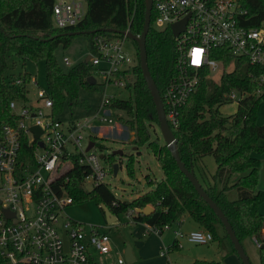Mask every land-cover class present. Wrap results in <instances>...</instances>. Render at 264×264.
Masks as SVG:
<instances>
[{"label": "trees", "instance_id": "16d2710c", "mask_svg": "<svg viewBox=\"0 0 264 264\" xmlns=\"http://www.w3.org/2000/svg\"><path fill=\"white\" fill-rule=\"evenodd\" d=\"M53 1L0 0V127L3 123L14 124L17 120L18 116L8 107L10 100L28 101L26 81L29 74L24 72L21 84H9L7 78L20 73H4L7 53L12 52L22 63L43 62L45 90L51 99L50 111L54 116L64 103L71 105L77 102L80 89L92 91L97 88L96 82L88 84L86 81V77L91 74L88 60L85 62L83 59L66 71H62L57 64L54 49L58 45L66 47L73 36L62 33L85 31L82 35L87 38L89 54L93 52L91 38L95 33L114 37L125 30L133 35H138L141 31L143 0H85L83 17L75 25L62 29L55 28L51 22ZM238 1L246 11L243 25L264 27V0ZM152 18L151 10L149 28L145 35L146 64L161 95L174 74L175 51L168 27L153 28ZM99 28L103 30L88 32ZM130 41L135 50V64L128 72L129 80L124 86L127 97H114L109 106L122 112L123 116L119 118L133 132L134 144L139 145L148 139L147 123L157 125V119L139 70L137 45L133 40ZM210 57L218 62L219 74L216 78L211 74L201 76L195 91L179 109L178 124L172 129L174 146L185 168L193 172L202 189L227 218L244 252L243 242L246 238L254 237L259 242L257 264H264V214L257 209L264 202V190L256 188L258 156L264 153V122H256L257 106L264 102V83L259 82L264 68L249 64L244 57L232 55L225 47L211 48ZM232 89L246 92L247 95L237 102L232 114L223 116L218 107L229 102L224 94ZM89 138L94 140L92 136ZM21 145L28 150L25 140ZM146 146L152 151L162 172V178L152 182L151 188L130 200L116 199L108 186L102 183L85 190L82 186L83 172L73 164L66 172L68 179L64 183L71 197V204L91 198L98 208L99 204H103L114 216L124 213L129 215L132 222L150 226H179L183 218L188 216L197 226L209 231L212 240L216 238V225L222 228L218 218L196 194L186 177L178 171L169 150L164 144L158 145L153 141H147ZM205 155H210L215 163L211 174L201 163ZM102 157L109 164L111 173V163L115 161L113 155ZM25 159L27 157L20 158L23 162ZM129 169L130 166L127 167L130 173ZM233 175H236V179L229 184ZM229 188L236 191L233 200L225 196V191ZM145 205L152 207L147 215L135 211ZM99 210L103 216L100 208ZM222 237L227 239L230 252L235 254L224 230ZM174 241L172 239L167 245L168 250L178 249ZM193 264L220 262L194 260Z\"/></svg>", "mask_w": 264, "mask_h": 264}, {"label": "built area", "instance_id": "2783aa9c", "mask_svg": "<svg viewBox=\"0 0 264 264\" xmlns=\"http://www.w3.org/2000/svg\"><path fill=\"white\" fill-rule=\"evenodd\" d=\"M85 2L54 0L52 25L60 29L75 25L84 15ZM151 10L152 24L161 29H169L171 23L185 18L183 30L173 37L174 74L160 95L171 131L178 124L179 109L195 91L201 76L220 68L210 57L211 48L225 47L232 55L264 68V27L242 24L246 11L238 0H151ZM125 39L124 34L107 37L99 33L91 38L93 52L89 53L88 61L90 75L101 79L100 110L116 97L106 94L107 86L124 87L135 64L134 54L123 50ZM62 61L69 64L65 57ZM23 76L24 72L7 78L8 83L19 85ZM259 82L264 83V71ZM30 85H34V78L29 75L27 97ZM246 95L232 89L224 98L238 102ZM34 96V103L29 98L26 102L10 100L8 107L18 116L17 120L0 127V264H95V255L105 256L110 251L109 236L95 225L73 221L63 214L64 207L72 202L64 183L68 179L66 172L75 164L83 172L82 186L105 184L103 178L110 173L109 164H101L100 159L105 160L91 151L93 146L85 150L90 139L83 144L82 132L91 129L90 122L94 119L99 122L111 119L98 115V110L81 120L61 122L51 115V99L45 89L36 87ZM39 101L47 108L46 113ZM30 126H37L40 133L35 136ZM23 140L28 150L22 148ZM22 156L27 157L24 162L20 160ZM168 228L167 224H144V229L155 235ZM174 234L198 245L212 240L211 233L204 229ZM173 240L180 248L177 238ZM251 241L258 247L254 237ZM167 251L166 246L159 250V255ZM114 258L118 264H125L123 254L115 252Z\"/></svg>", "mask_w": 264, "mask_h": 264}, {"label": "rangeland", "instance_id": "374dc122", "mask_svg": "<svg viewBox=\"0 0 264 264\" xmlns=\"http://www.w3.org/2000/svg\"><path fill=\"white\" fill-rule=\"evenodd\" d=\"M151 26L157 28L154 24ZM123 50L131 55L135 52L132 42L127 38L124 40ZM87 54V38L82 34L71 36L66 47L58 45L53 51L55 60L62 71H66L75 63L83 60ZM64 57L68 59L69 64L63 63ZM23 72L28 73L34 78V85L28 86V98L34 103L35 88H46L43 62L25 61L22 63L18 56L12 52L7 53L4 73L6 75H18ZM218 74L219 70L213 72L211 75L216 78ZM94 78L97 88L92 91L80 89L77 102L71 105L64 103L61 109L54 115V118L59 119L61 122L81 120L84 117L93 116V113L100 110L99 104L102 86L99 83L101 79L97 76ZM111 93L118 98L127 97V91L124 87L109 85L106 88V94ZM236 104V100L229 101L220 105L218 111L223 116L230 115L235 111ZM38 105L42 107L44 113L47 112V108L42 105L41 101L38 102ZM98 115L110 118L111 122L92 120L90 122L91 129H86L82 132L84 136L83 144L90 139V136L94 137L93 142L95 144L91 148V151L97 156H106L111 151L121 150V155L113 156L114 162H118L119 164L115 175L108 172L103 178V182L108 186L116 199L130 200L151 188L152 182H156L162 178L160 167L152 151L146 146V142L153 141L158 145H162L164 141L158 126L150 122L149 124L147 123V141L139 145L134 144L133 132L119 118V116H123L120 110L107 105L100 110V114ZM256 115L257 123L262 124L264 122V102L258 104ZM100 162L102 165L107 164L103 159H100ZM201 163L205 166L207 172L214 171L215 163L210 155L203 156ZM128 166H130V173L127 170ZM260 185H264V182L261 181ZM83 187L85 190H90L91 184L85 183ZM262 209L264 211V202ZM63 214L73 221L84 223L85 225H95L98 231L106 232L109 236L110 251L105 256L95 255V264H118L114 258V253L123 254L126 244L131 248V253L134 257L133 264H193L195 259L219 261L223 264H234L235 262H237L236 264H240L238 259L236 260L235 254L230 252L229 243L226 238L222 237L223 230L219 225H216L217 237L205 245L190 243L186 241L184 236H175V231L181 234L190 231L186 229L189 224L195 229H204L201 226L194 225L195 223L188 216L183 218L185 222L183 227L178 228L176 225H171L160 234L142 235L143 227L139 223L132 222L127 214L120 213L115 216L113 222L107 223L97 204L91 198L65 206ZM174 237L180 240L182 247L168 250L163 255H159V250H164ZM243 247L251 263L257 264L258 251L256 245L246 238L243 242ZM226 251H229V253L227 254ZM229 255L233 256L234 262Z\"/></svg>", "mask_w": 264, "mask_h": 264}, {"label": "water", "instance_id": "95a60500", "mask_svg": "<svg viewBox=\"0 0 264 264\" xmlns=\"http://www.w3.org/2000/svg\"><path fill=\"white\" fill-rule=\"evenodd\" d=\"M144 4V14H143V22H142V27L141 31L138 35H133L129 31H122L119 32L121 34H124V36L130 40H133L136 45H137V58H138V66L139 70L142 76V79L145 82V85L149 91L153 106H154V111L156 114V119H157V126L159 128L161 137L164 141L165 147L169 150L175 165L178 169L179 172H181L186 179L190 182L192 185L194 191L196 194L206 203V205L211 209V211L215 214V216L218 218L224 233L226 234L228 240L230 241L232 248L235 251V254L237 258L239 259L241 264H251L246 253L244 252L239 240L235 236L233 229L228 222L227 218L223 214V212L219 209V207L213 202V200L205 193V191L202 189L200 186L199 182L197 181L195 175L193 172L187 170L183 163L181 162L178 152L175 148V137L171 131V129L168 127L165 117H164V112H163V106L162 102L160 99L159 92L156 88V85L149 73V70L147 68L146 64V52H145V35L148 31L149 28V17H150V10H151V0H143ZM184 23H185V18L173 22L169 25V30L170 34L172 37H175L180 31L183 30L184 28ZM103 30V28L99 29H94L88 31L89 33H95L98 31ZM108 30V29H107ZM85 33V31H71V32H66L62 34H67V35H76V34H82ZM89 58V54H87L84 57V61L86 62ZM86 81L88 84H94L95 80L93 76L89 75L86 77ZM35 136H37L40 133V130L38 129L37 126H30L29 128ZM94 145L93 141H88L87 146L85 150L91 148ZM111 155H121V150H114L110 152ZM117 170V162L112 163V174L115 175ZM99 208L101 209L103 213L104 220L107 223H111L115 220V216L110 212V210L103 204H99ZM136 212L142 214V215H147L149 212L152 211V207L149 205H145L141 209H136ZM62 240L63 244L65 247L66 244V238L64 232H62ZM123 258L125 264H133L134 257L131 253V248L128 244L125 245L124 250H123Z\"/></svg>", "mask_w": 264, "mask_h": 264}, {"label": "crops", "instance_id": "0c3cea01", "mask_svg": "<svg viewBox=\"0 0 264 264\" xmlns=\"http://www.w3.org/2000/svg\"><path fill=\"white\" fill-rule=\"evenodd\" d=\"M256 122H257V115H256ZM258 158H259V165H258V168H257V183L259 184H257V189H259V190H264V185H260V182L261 181H263L264 182V153L262 154V155H259L258 156ZM214 169H215V167H214ZM214 171H212V172H210V174L211 173H213ZM209 173V172H208ZM235 179H236V175H233L231 178H230V180H229V184H231V183H233L234 181H235ZM218 187H219V185H218ZM225 196H226V198L227 199H229V200H233V199H235V197H236V191H235V189L234 188H229L228 190H226L225 191ZM262 206H263V202H261L259 205H258V207H257V209H258V211L260 212V213H262V214H264V211H263V209H262ZM134 223H139L142 227H143V229H144V223H140V222H134ZM185 225V222H184V220L182 221V223L179 225V226H177L178 228H180V227H183ZM194 225H196V224H194ZM186 229L187 230H193V229H195L193 226H191L190 224H189V226H187L186 227ZM150 235V234H152V233H149V232H147L145 229L144 230H142V235ZM173 239V238H172ZM250 241H251V237L250 238H248ZM177 241L180 243V245H181V242H180V240L179 239H177ZM171 242V241H170ZM170 244V243H169ZM181 247H182V245H181ZM180 247V248H181ZM227 252V254L229 253V251H226ZM229 257L231 258V260L234 262V258H233V256L232 255H229ZM196 260V259H195ZM236 260H237V258H236ZM221 263V262H220ZM237 262H235L234 264H236ZM221 264H223V263H221Z\"/></svg>", "mask_w": 264, "mask_h": 264}]
</instances>
